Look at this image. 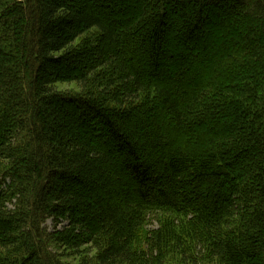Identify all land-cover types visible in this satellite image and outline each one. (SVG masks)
<instances>
[{
    "label": "trees",
    "instance_id": "1",
    "mask_svg": "<svg viewBox=\"0 0 264 264\" xmlns=\"http://www.w3.org/2000/svg\"><path fill=\"white\" fill-rule=\"evenodd\" d=\"M122 1L0 0V264H264V0Z\"/></svg>",
    "mask_w": 264,
    "mask_h": 264
},
{
    "label": "rangeland",
    "instance_id": "2",
    "mask_svg": "<svg viewBox=\"0 0 264 264\" xmlns=\"http://www.w3.org/2000/svg\"><path fill=\"white\" fill-rule=\"evenodd\" d=\"M116 1L121 2L122 0H116ZM228 3L229 5H231V7L233 6V3L231 1L230 2L228 1ZM192 10H193V6L189 2H187V0L186 1L182 0V9L180 13L185 14ZM112 15L114 16V17L111 16L113 20H118L122 18L126 19L127 17V16L119 17L118 13L113 12V11H112ZM178 21L180 20L175 19V23ZM219 24L221 28L219 27ZM232 28L234 29V22L228 18H225L223 20H220L219 18V21H217L216 24L206 25L205 38L202 41L200 40H198L197 42L195 41L193 43L192 50L190 51V54L194 55L193 58H194L195 66L197 67V70L194 71L192 69L189 71V73L186 72L185 74L180 73L178 71L175 73V76H176L175 80L171 79L167 81L165 84H167L175 93H177L178 95L182 97V92L185 89L184 85H191L196 82V80L201 75L202 69H204L205 61L210 60L209 56L211 55L212 51L215 49V47L218 48L219 46L218 43H220L219 37H220V34L223 32V29H227L228 31L229 29L232 30ZM174 33H176V31L174 29H171L168 34L172 38L174 36ZM228 37H229V40L233 39L232 32L228 35ZM78 42L79 41H77L76 44H78ZM63 88H66V86H64ZM44 226L47 228L48 231H51L55 227L54 223L50 220L46 221ZM153 226L154 225H151L150 227L146 226L145 228L141 229L138 232L137 239L133 244L134 249L138 250L139 252H143L145 257H150V255L147 253L148 247H147L146 242L148 239L149 231H152V229H154ZM59 228L61 227L57 226V229ZM165 257L166 259H165L164 264H190V251L184 252L183 250V254H182L180 252V249H178L176 246L172 248ZM181 257H188V258L184 261V259H181ZM149 260L151 259L149 258Z\"/></svg>",
    "mask_w": 264,
    "mask_h": 264
}]
</instances>
